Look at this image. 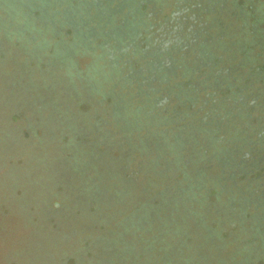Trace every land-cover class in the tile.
Here are the masks:
<instances>
[{"label":"trees","instance_id":"trees-1","mask_svg":"<svg viewBox=\"0 0 264 264\" xmlns=\"http://www.w3.org/2000/svg\"><path fill=\"white\" fill-rule=\"evenodd\" d=\"M46 1L0 0V264H264V159L249 166L264 157V1L209 5L184 52L199 65L218 35L204 49L231 70L197 102L187 82L207 67L149 95L157 82L109 75L106 36L79 42Z\"/></svg>","mask_w":264,"mask_h":264},{"label":"flooded vegetation","instance_id":"flooded-vegetation-1","mask_svg":"<svg viewBox=\"0 0 264 264\" xmlns=\"http://www.w3.org/2000/svg\"><path fill=\"white\" fill-rule=\"evenodd\" d=\"M163 1L164 0H47L46 2L47 4L51 3L49 7L56 9L52 11L53 15H62V19L65 21L62 23L61 27H68L71 29L76 34L75 38H79V42H82L84 37L89 40L91 36H96L91 41V43H93L99 37L106 36L107 39H104L102 43L108 47L110 52L109 57L112 70L108 73L109 75L117 77L122 74L128 66L127 70L129 71L127 72L129 73H127V78L138 76L135 78L141 79V83L138 86L139 88L146 85L145 83H147V81L153 80L157 82L159 88L157 90L155 87L149 88V95H153L155 91L164 95V89L168 91V94H171L174 88L183 84L181 82H177V85L172 84V80L170 79L172 75L177 77V73L180 70L185 73L183 76H187L190 71L194 72L188 78V80H192L194 79V74L200 72L201 67H207V69H204L203 73H200L196 77L197 80L195 82H187L191 93L184 94V97L190 95L188 101L192 102L194 100L197 102L199 101V94L195 95L196 90L199 92L206 91L208 87L212 88L213 84H216V88L219 89V84L222 85L226 82V79L222 77V72L225 70V67H217L222 62L223 55L215 62L214 59L217 57L216 54L218 50L207 51L204 49L210 42H213L214 38L216 36L218 37V35H210V40L205 36L206 38L204 37V39H202L199 46L193 49L192 55L198 52L195 59L199 60V65L189 66L190 61L193 62V60H188L190 55L188 56L186 52H184L185 49L196 46L198 38L201 39L203 35L208 34V29L211 28V24L206 19L205 15L211 13L209 5L212 2H216L212 6L214 10L215 5L218 4L219 1H176V6H173L169 15H166V17L156 24L149 22L150 25H146L147 23L143 22L144 18H149L151 20L155 16L153 21H156L165 11V7H167V3L170 2V0H167V2ZM226 1L227 0H224V6L227 3ZM145 4H147V7L151 6L149 14H147L148 8H144ZM59 8H61V11ZM158 25L161 26L160 30L165 31V33L158 34L154 32L143 40V34L148 33V30ZM220 39L216 42L220 43ZM212 49L214 48L212 47ZM147 58L150 59L148 60ZM171 59H173L172 62H170ZM179 60L181 63L178 65L177 62ZM135 64L139 65L138 69H135ZM155 64H166L167 66L157 69L154 67ZM120 65H122L121 69L117 68ZM149 66L154 68L148 70L147 68ZM230 70L231 68H226L225 73H230ZM213 78L214 82H211ZM217 82H219V84ZM165 83H168V85L165 86ZM231 83L232 82L225 88H228ZM199 87H201V89H199ZM182 96L183 94H176L175 98L181 99ZM210 96V93L206 94L207 98ZM161 98V96H158L149 99V101L157 102L156 100H159L160 106ZM240 100L242 101L243 98H240ZM201 101L204 102L203 99H201ZM184 102L185 101H183V103ZM230 114L229 111H226V114L221 119L224 120L225 116L228 117ZM208 115L209 114L205 115L204 119L200 122L202 123L205 121ZM218 115L222 114L220 113ZM220 123L221 122H217V125ZM204 124L209 123L207 122ZM219 128L221 127L219 126L217 129L219 130ZM261 136L262 133L260 134V137ZM248 156L249 153H245V155L241 156L237 164L238 167H242L243 171L249 166L259 165L264 159V157H260L258 160L255 159L248 166L244 164L248 162Z\"/></svg>","mask_w":264,"mask_h":264},{"label":"rangeland","instance_id":"rangeland-1","mask_svg":"<svg viewBox=\"0 0 264 264\" xmlns=\"http://www.w3.org/2000/svg\"><path fill=\"white\" fill-rule=\"evenodd\" d=\"M256 1H261V2H263L264 0H256ZM240 2H242V0L240 1ZM168 4H169V2H168ZM165 5H167V4H165ZM166 9H165V11L164 12H168L169 10H170V8H169V6H167V7H165ZM77 62H78V65H80L81 66V68H85L86 67V65H88L90 62H91V59L89 58V57H80L78 60H77ZM8 69V68H7ZM19 218V215L17 216V215H12L11 214V218H10V224H11V226H16V224H17V219Z\"/></svg>","mask_w":264,"mask_h":264}]
</instances>
